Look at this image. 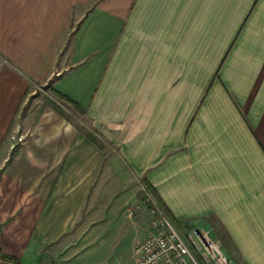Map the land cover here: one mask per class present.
<instances>
[{
    "label": "crops",
    "instance_id": "1",
    "mask_svg": "<svg viewBox=\"0 0 264 264\" xmlns=\"http://www.w3.org/2000/svg\"><path fill=\"white\" fill-rule=\"evenodd\" d=\"M46 84L83 125L27 106ZM137 181L178 229L264 264V0H0L2 250L70 263L76 232L118 248Z\"/></svg>",
    "mask_w": 264,
    "mask_h": 264
},
{
    "label": "rangeland",
    "instance_id": "2",
    "mask_svg": "<svg viewBox=\"0 0 264 264\" xmlns=\"http://www.w3.org/2000/svg\"><path fill=\"white\" fill-rule=\"evenodd\" d=\"M39 102L51 105L55 110L59 111L68 118L77 121L79 124L83 125V122H85L78 114L79 111L69 104L67 100L62 98L50 84L40 86L36 95L30 96L27 106H35V104ZM249 130L252 134H254L250 124ZM15 138L17 142H21L25 139V136L19 135ZM136 184L137 193L133 198H130V200L127 201L125 206L122 205L120 209V223L121 228H124V231L120 232L121 235H119L120 240L117 245L119 247L114 248L109 246L113 241H115L113 235L114 232H108L105 237L101 238H96L95 232L89 233L88 236L86 232H76V245L74 247H70L68 251L74 252L80 250V253L75 255L70 262L71 264H136L134 255L135 244L138 240L142 239L150 232L151 215L149 210L153 204L160 207L153 194L146 189L145 183L137 181ZM133 204H139L140 208L135 214L128 215L127 208ZM134 223L135 229H132L131 226H133ZM136 223H140V225L137 226ZM173 223L177 225L176 221H173ZM179 230L182 234L186 235L191 228H188V230ZM66 252L67 251L64 252V255H66ZM58 263L59 262H57V264ZM70 263L64 262V264Z\"/></svg>",
    "mask_w": 264,
    "mask_h": 264
},
{
    "label": "built area",
    "instance_id": "3",
    "mask_svg": "<svg viewBox=\"0 0 264 264\" xmlns=\"http://www.w3.org/2000/svg\"><path fill=\"white\" fill-rule=\"evenodd\" d=\"M139 208V204L129 206L128 215ZM149 212L150 232L134 247L136 264H236L209 230L193 227L184 235L157 205Z\"/></svg>",
    "mask_w": 264,
    "mask_h": 264
},
{
    "label": "trees",
    "instance_id": "4",
    "mask_svg": "<svg viewBox=\"0 0 264 264\" xmlns=\"http://www.w3.org/2000/svg\"><path fill=\"white\" fill-rule=\"evenodd\" d=\"M58 94H60L59 92H57ZM18 150V147L16 146L11 154V157L10 159H12V157L15 155L16 151ZM145 187L147 190L150 191L151 194H153L154 198L156 199V202L160 205V207L162 208V210L167 214V216L173 220L174 218L172 217V215L170 214V212L168 211V209L165 207L164 203L161 201V199L159 198L158 196V193L155 191L154 187L152 185H150L149 183H146L145 184ZM2 227H3V224L0 222V233H1V230H2ZM0 258L3 259V260H6V261H11V262H15V263H19L21 264L20 260L18 258H16L15 256L13 255H10V254H6L2 248H1V245H0Z\"/></svg>",
    "mask_w": 264,
    "mask_h": 264
}]
</instances>
